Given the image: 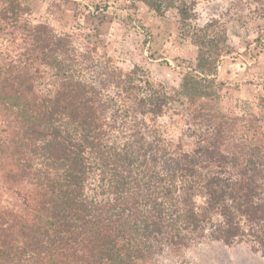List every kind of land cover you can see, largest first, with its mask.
Instances as JSON below:
<instances>
[{"label":"trees","instance_id":"1","mask_svg":"<svg viewBox=\"0 0 264 264\" xmlns=\"http://www.w3.org/2000/svg\"><path fill=\"white\" fill-rule=\"evenodd\" d=\"M28 1L0 0V175L22 202L0 207V264H154L205 238L264 257V79L252 101L219 80L226 30L193 26L197 0H141L197 48L170 91L31 20ZM177 103L189 152L149 124Z\"/></svg>","mask_w":264,"mask_h":264},{"label":"rangeland","instance_id":"2","mask_svg":"<svg viewBox=\"0 0 264 264\" xmlns=\"http://www.w3.org/2000/svg\"><path fill=\"white\" fill-rule=\"evenodd\" d=\"M33 21H46L58 34L70 36L79 47L95 44L100 55L130 70L142 68L155 83L172 91L196 62L197 48L180 32L175 11L159 16L141 0H29ZM193 26L214 23L226 30L227 42L219 62V80L229 84L234 98L254 100L264 79V0H197ZM42 89L56 79L54 71L39 67ZM174 151L189 152L194 123L182 103L172 104L149 123ZM0 123V130H3ZM21 199L0 175V207L19 211ZM202 204V200H198ZM154 264H264L249 244H224L205 238L175 254L164 251Z\"/></svg>","mask_w":264,"mask_h":264}]
</instances>
